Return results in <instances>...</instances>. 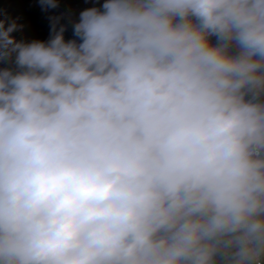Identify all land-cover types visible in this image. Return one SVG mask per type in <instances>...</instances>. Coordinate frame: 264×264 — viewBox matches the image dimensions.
<instances>
[{"label":"clouds","instance_id":"9594fccd","mask_svg":"<svg viewBox=\"0 0 264 264\" xmlns=\"http://www.w3.org/2000/svg\"><path fill=\"white\" fill-rule=\"evenodd\" d=\"M16 28L0 264H264V0H103L79 43Z\"/></svg>","mask_w":264,"mask_h":264},{"label":"trees","instance_id":"16d2710c","mask_svg":"<svg viewBox=\"0 0 264 264\" xmlns=\"http://www.w3.org/2000/svg\"><path fill=\"white\" fill-rule=\"evenodd\" d=\"M55 8L49 7L43 0H0V21H4L5 27L15 23L17 28L12 36L17 42L31 43L41 41L47 43L55 32L64 29L65 41H69V35L79 43V38L74 35L73 27L79 20L80 13L91 7L99 8L103 0H56ZM76 4L77 9L73 17L67 23L62 11V4ZM55 30V31H54ZM216 44V38L211 40ZM11 69L16 71L14 56L11 60L0 61V69Z\"/></svg>","mask_w":264,"mask_h":264},{"label":"built area","instance_id":"2783aa9c","mask_svg":"<svg viewBox=\"0 0 264 264\" xmlns=\"http://www.w3.org/2000/svg\"><path fill=\"white\" fill-rule=\"evenodd\" d=\"M76 9H77L76 4H70V5L67 3L62 4V11L64 13V17L67 23L70 22V19L73 17V12ZM68 37H69V41L74 39L73 34H70Z\"/></svg>","mask_w":264,"mask_h":264},{"label":"rangeland","instance_id":"374dc122","mask_svg":"<svg viewBox=\"0 0 264 264\" xmlns=\"http://www.w3.org/2000/svg\"><path fill=\"white\" fill-rule=\"evenodd\" d=\"M215 39V37H210V40H214Z\"/></svg>","mask_w":264,"mask_h":264}]
</instances>
